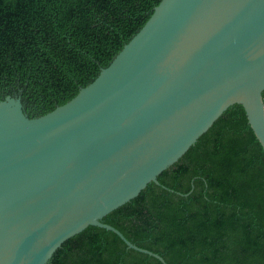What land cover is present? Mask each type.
Instances as JSON below:
<instances>
[{
  "label": "water",
  "instance_id": "95a60500",
  "mask_svg": "<svg viewBox=\"0 0 264 264\" xmlns=\"http://www.w3.org/2000/svg\"><path fill=\"white\" fill-rule=\"evenodd\" d=\"M264 0H161L70 101H0V264H49L89 226L168 264L103 218L176 163L232 105L264 149ZM166 187V186H164Z\"/></svg>",
  "mask_w": 264,
  "mask_h": 264
},
{
  "label": "trees",
  "instance_id": "16d2710c",
  "mask_svg": "<svg viewBox=\"0 0 264 264\" xmlns=\"http://www.w3.org/2000/svg\"><path fill=\"white\" fill-rule=\"evenodd\" d=\"M160 1L0 0V101L20 96L30 117L67 103ZM158 180L103 221L168 264H264V149L242 105L230 106ZM49 264L163 263L89 226Z\"/></svg>",
  "mask_w": 264,
  "mask_h": 264
}]
</instances>
